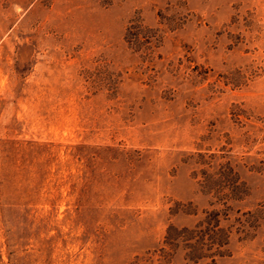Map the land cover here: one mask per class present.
Wrapping results in <instances>:
<instances>
[{
    "label": "rangeland",
    "instance_id": "374dc122",
    "mask_svg": "<svg viewBox=\"0 0 264 264\" xmlns=\"http://www.w3.org/2000/svg\"><path fill=\"white\" fill-rule=\"evenodd\" d=\"M205 263L264 264V0H0V264Z\"/></svg>",
    "mask_w": 264,
    "mask_h": 264
},
{
    "label": "trees",
    "instance_id": "16d2710c",
    "mask_svg": "<svg viewBox=\"0 0 264 264\" xmlns=\"http://www.w3.org/2000/svg\"><path fill=\"white\" fill-rule=\"evenodd\" d=\"M226 212L222 208H203L193 226L169 225L166 239L169 243L183 245L185 258L193 263L204 258H210V262L214 263L218 256L226 253L229 242L230 229L220 224Z\"/></svg>",
    "mask_w": 264,
    "mask_h": 264
}]
</instances>
